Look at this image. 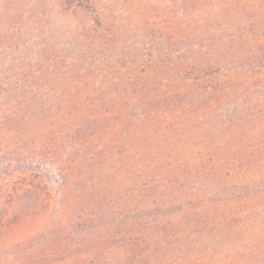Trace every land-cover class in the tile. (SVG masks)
<instances>
[{
  "label": "trees",
  "instance_id": "obj_1",
  "mask_svg": "<svg viewBox=\"0 0 264 264\" xmlns=\"http://www.w3.org/2000/svg\"><path fill=\"white\" fill-rule=\"evenodd\" d=\"M256 24L197 42L190 56L164 52V80L142 97L51 95L0 79V253L264 264Z\"/></svg>",
  "mask_w": 264,
  "mask_h": 264
},
{
  "label": "rangeland",
  "instance_id": "obj_2",
  "mask_svg": "<svg viewBox=\"0 0 264 264\" xmlns=\"http://www.w3.org/2000/svg\"><path fill=\"white\" fill-rule=\"evenodd\" d=\"M258 20L264 0H0V79L45 85L51 95L142 97L164 80L158 67L164 52L190 56L197 42L249 31ZM65 258L62 247L38 260L12 247L2 250L0 264H65ZM98 264L134 263L114 256ZM145 264L164 262L153 257Z\"/></svg>",
  "mask_w": 264,
  "mask_h": 264
}]
</instances>
